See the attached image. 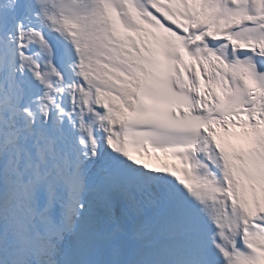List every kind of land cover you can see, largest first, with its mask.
<instances>
[{
  "label": "snow or ice",
  "instance_id": "obj_1",
  "mask_svg": "<svg viewBox=\"0 0 264 264\" xmlns=\"http://www.w3.org/2000/svg\"><path fill=\"white\" fill-rule=\"evenodd\" d=\"M0 264H264V0H0Z\"/></svg>",
  "mask_w": 264,
  "mask_h": 264
},
{
  "label": "bare ground",
  "instance_id": "obj_2",
  "mask_svg": "<svg viewBox=\"0 0 264 264\" xmlns=\"http://www.w3.org/2000/svg\"><path fill=\"white\" fill-rule=\"evenodd\" d=\"M223 130H221L222 132ZM231 131L238 133L240 130L239 129H232ZM169 155H164L163 153H156L155 156H149L146 154H141L138 159L143 160L145 163L149 164L151 167H157L160 165L161 161L163 159H168ZM175 159V158H171Z\"/></svg>",
  "mask_w": 264,
  "mask_h": 264
}]
</instances>
